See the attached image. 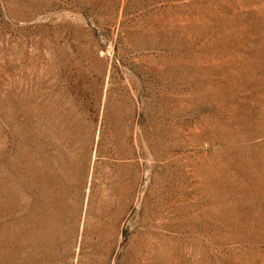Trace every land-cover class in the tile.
<instances>
[{
  "label": "rangeland",
  "instance_id": "374dc122",
  "mask_svg": "<svg viewBox=\"0 0 264 264\" xmlns=\"http://www.w3.org/2000/svg\"><path fill=\"white\" fill-rule=\"evenodd\" d=\"M0 264H264V0H0Z\"/></svg>",
  "mask_w": 264,
  "mask_h": 264
}]
</instances>
